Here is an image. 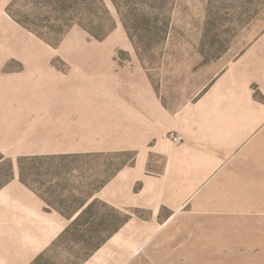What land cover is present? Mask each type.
Segmentation results:
<instances>
[{
	"label": "rangeland",
	"instance_id": "374dc122",
	"mask_svg": "<svg viewBox=\"0 0 264 264\" xmlns=\"http://www.w3.org/2000/svg\"><path fill=\"white\" fill-rule=\"evenodd\" d=\"M3 7L0 80H206L240 31L264 14V0H7ZM138 155L112 152L97 165L88 157L0 150V188L19 178L74 216ZM148 167L158 173L159 165ZM210 185L193 212L185 206L167 222L165 208L156 214L95 201L37 264H264V173ZM142 188L137 181L135 191ZM245 191L253 207L233 216L230 204ZM112 235L119 236L113 244Z\"/></svg>",
	"mask_w": 264,
	"mask_h": 264
},
{
	"label": "crops",
	"instance_id": "0c3cea01",
	"mask_svg": "<svg viewBox=\"0 0 264 264\" xmlns=\"http://www.w3.org/2000/svg\"><path fill=\"white\" fill-rule=\"evenodd\" d=\"M6 3L0 0V29ZM209 72L206 80H0V150L7 156H80L102 165L104 154L139 151L135 164L117 169L74 216L19 178L1 187L0 264H32L95 201L116 210L165 208L167 222L185 206L193 212L212 181L261 178L264 14ZM150 165H159L158 173ZM239 196L230 204L233 216L253 207L252 194ZM110 238L113 244L119 236Z\"/></svg>",
	"mask_w": 264,
	"mask_h": 264
},
{
	"label": "trees",
	"instance_id": "16d2710c",
	"mask_svg": "<svg viewBox=\"0 0 264 264\" xmlns=\"http://www.w3.org/2000/svg\"><path fill=\"white\" fill-rule=\"evenodd\" d=\"M10 181V180H9ZM127 220V219H126ZM68 231H69V229H67V230H65V232L62 234L63 236L65 235V234H67L68 233ZM61 235V236H62ZM61 238V237H60ZM59 238V239H60ZM59 239L57 240V241H59ZM43 255H40V256H38L37 258H36V260H34L33 261V263L32 264H37V262L40 260V258L42 257Z\"/></svg>",
	"mask_w": 264,
	"mask_h": 264
},
{
	"label": "built area",
	"instance_id": "2783aa9c",
	"mask_svg": "<svg viewBox=\"0 0 264 264\" xmlns=\"http://www.w3.org/2000/svg\"><path fill=\"white\" fill-rule=\"evenodd\" d=\"M172 140H173L174 142H180V141H181L180 137L177 136V135H173V136H172Z\"/></svg>",
	"mask_w": 264,
	"mask_h": 264
}]
</instances>
